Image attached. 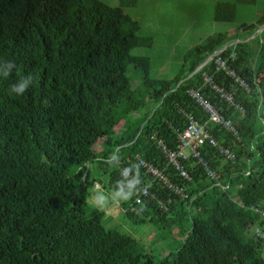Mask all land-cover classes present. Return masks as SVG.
<instances>
[{
    "label": "trees",
    "instance_id": "1",
    "mask_svg": "<svg viewBox=\"0 0 264 264\" xmlns=\"http://www.w3.org/2000/svg\"><path fill=\"white\" fill-rule=\"evenodd\" d=\"M134 4L136 0H122L118 6L102 0H0V58L16 65L7 79L0 77V264H264V237L255 234L257 228L264 232V129L258 135L256 130L264 100V63L225 31L187 53L171 79L151 77L149 57L132 53L150 47L151 38L138 34L136 20L122 16V5ZM235 14L234 2H220L213 18L230 22ZM257 22L264 24V14ZM225 45L222 55L236 52L229 63L249 83V91L214 72L213 61L202 66ZM130 68L141 73L139 92L131 85ZM204 70L234 91L236 103L245 109L241 114L209 88L203 90L239 130L236 137L219 125L210 128L233 151V159L212 146L202 149L225 189L191 157L184 161L191 179L177 178L155 145L159 138L176 148V132L186 126V114L207 120L188 94L201 86ZM28 75L29 89L10 96V85ZM147 102L149 109L132 119ZM100 140L104 147L97 152ZM253 147L258 157L251 162ZM110 154L116 159L109 160ZM136 154L163 168L188 197L152 181ZM91 163L108 173L110 190L122 168L135 166L156 199L135 204L134 195L122 201L125 216L133 224L176 227L184 237L174 252L157 259L134 236L107 227L103 212L88 211Z\"/></svg>",
    "mask_w": 264,
    "mask_h": 264
},
{
    "label": "rangeland",
    "instance_id": "2",
    "mask_svg": "<svg viewBox=\"0 0 264 264\" xmlns=\"http://www.w3.org/2000/svg\"><path fill=\"white\" fill-rule=\"evenodd\" d=\"M102 1L111 6H118L122 0ZM124 1L126 2V0ZM220 2L235 3L236 14L232 21H214V8ZM263 14L264 0H256L254 3H240L236 0H136L134 5H122V16L136 20L139 25L138 34L149 37L152 41L150 47L134 48L132 53L149 57V75L151 77L166 79H171L178 73L187 53L204 42L208 36L218 32L227 31L239 41L246 43L245 49L253 52V59L258 63H264V48L263 52L260 53L264 45V24L259 26L257 22ZM252 23L255 24L254 28H243V25ZM128 75L132 87L138 92L141 91L143 89L141 73L130 68L128 69ZM150 106L151 102H147L144 109L133 112L131 114L132 119H139L140 115L146 112ZM263 129L264 100L260 103L259 114L256 117L257 135ZM121 131L117 129L116 134H121ZM257 140L256 137L253 141L254 146L257 144ZM100 148H103V146L97 143L94 149L98 152ZM252 150L251 162H254L258 154L255 147ZM90 166L88 167L90 182L86 184L88 211L96 212L97 210L89 202L90 190L94 188L95 184L100 186H96L98 190L105 192L111 190L107 186L108 173L102 167L96 168L97 163H91ZM92 175L94 176L92 177ZM92 178L96 179V183L91 181ZM218 184L222 185L221 182ZM121 202L110 205L103 211L104 224L107 227L120 228L122 231L134 236L140 241L144 251L152 253L157 259H162L176 250L184 237L178 233L176 227L171 225L168 228H160L151 222L133 224L125 216L124 210L121 208ZM253 232L254 227L252 226L250 233L253 234ZM260 254L264 259V242L260 248Z\"/></svg>",
    "mask_w": 264,
    "mask_h": 264
},
{
    "label": "built area",
    "instance_id": "3",
    "mask_svg": "<svg viewBox=\"0 0 264 264\" xmlns=\"http://www.w3.org/2000/svg\"><path fill=\"white\" fill-rule=\"evenodd\" d=\"M226 49L223 47L215 51L208 59V63L213 61L214 72H223L228 77H231L234 83L238 84L245 91L250 90L249 83L243 79L236 71L230 66V61L236 58V52L233 51L229 56H223L222 52ZM214 72L204 70L201 73V86L197 88L188 89L189 96L202 107L203 111L207 114V120L204 122L198 121L192 114H186L188 122L186 126L177 131V147H169L162 139L154 138L155 145L160 150L167 165L171 166L175 172V176L181 180H190L191 176L184 166V161L191 157L197 164L202 166L207 176L218 182L220 174L215 171L209 164L207 158L204 156L202 149L206 146H212L218 149V152L227 159H233V151L218 141V139L211 132V126L219 125L226 131L230 132L236 137H239V130L232 119L225 117L216 106L203 94V90L209 88L216 93L220 99L224 100L233 106L241 114H244L245 109L240 104L236 103L234 92L228 90L225 86L219 84L215 77ZM186 150L188 153H186ZM135 160L137 164L149 174L154 181L159 182L164 187L172 191L175 195L182 199L188 197L185 192L184 186L176 181V179L169 177L165 170L153 162L148 161L140 154H136ZM125 169L122 168L121 171ZM132 175V173H130ZM142 191L134 196L135 204H142L145 198L156 199V195L151 191L148 184L141 183ZM163 206V203L160 202ZM256 234L264 237V232L256 230Z\"/></svg>",
    "mask_w": 264,
    "mask_h": 264
},
{
    "label": "clouds",
    "instance_id": "4",
    "mask_svg": "<svg viewBox=\"0 0 264 264\" xmlns=\"http://www.w3.org/2000/svg\"><path fill=\"white\" fill-rule=\"evenodd\" d=\"M16 68L12 60L0 58V77L7 79ZM32 84V76L28 75L10 85L8 94L20 96L23 95ZM109 160L116 159L114 154H110ZM118 163V161H117ZM115 166V165H113ZM132 173V175H130ZM141 181L138 174H135V166L125 168L121 171V178L117 180L114 189L109 192L103 190L91 189L89 192V202L92 207L99 211H105L110 205L118 204L121 201H127L142 191Z\"/></svg>",
    "mask_w": 264,
    "mask_h": 264
},
{
    "label": "crops",
    "instance_id": "5",
    "mask_svg": "<svg viewBox=\"0 0 264 264\" xmlns=\"http://www.w3.org/2000/svg\"><path fill=\"white\" fill-rule=\"evenodd\" d=\"M229 35H230V34H229ZM235 41H239V40L236 38ZM122 128H123V127H122ZM122 128H121V129H122ZM98 143L101 144V145L103 146V142H102L101 140H100ZM103 147H104V146H103ZM102 149H103V148H100V150H99L98 152H100ZM89 167H91V166H89ZM96 168H101V167L98 165V166H96ZM92 172H95V171H92ZM93 176H94V175H92V177H93ZM89 179H90V176H89ZM91 181H93V182L96 183V179H94V178H92ZM89 182H90V181H89ZM89 182H88V183H89ZM96 186H97V187H100L98 184H95V185H94V188H95V189H97ZM121 208L123 209L122 206H121ZM123 210H124V209H123Z\"/></svg>",
    "mask_w": 264,
    "mask_h": 264
},
{
    "label": "bare ground",
    "instance_id": "6",
    "mask_svg": "<svg viewBox=\"0 0 264 264\" xmlns=\"http://www.w3.org/2000/svg\"><path fill=\"white\" fill-rule=\"evenodd\" d=\"M230 44H231V43H230ZM230 44H229V45H230ZM224 47H227V45H225ZM209 57H210V56H209ZM209 57H208V58H209ZM208 58H207V59H208ZM207 59H206V61L202 64V66L207 62ZM233 92H234V91H233ZM186 153H188L187 150H186ZM145 173H146V172H145ZM165 173H166V172H165ZM146 174H147V173H146ZM147 175H149V174H147ZM149 176H150V175H149ZM150 178H151L152 181H154L153 178H152L151 176H150ZM210 180H211V179H210ZM212 181H214V180H212ZM156 182H157V181H156ZM214 183H215V185L220 186L221 188H226L225 186L222 187V185L218 184L219 182H215V181H214ZM254 209H255V208H254ZM261 214L264 215V211H261ZM256 230H260V229H256ZM259 237H260V236H259Z\"/></svg>",
    "mask_w": 264,
    "mask_h": 264
}]
</instances>
